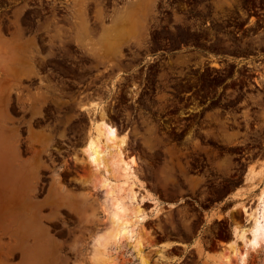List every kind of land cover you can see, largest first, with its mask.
<instances>
[{
	"label": "rangeland",
	"instance_id": "1",
	"mask_svg": "<svg viewBox=\"0 0 264 264\" xmlns=\"http://www.w3.org/2000/svg\"><path fill=\"white\" fill-rule=\"evenodd\" d=\"M145 7L140 0H0V100L10 96L0 112V198L12 162L33 201L16 196L14 234L6 233L0 201V264H141L128 240L104 248L95 241L108 214L83 153L91 118L113 124L126 136L127 156L138 160L141 192L150 195L142 205L151 264H209L224 254L213 246L226 247L230 226L210 225L198 207L207 212L232 177L239 184L247 168L264 166V0ZM127 18L129 34L121 31ZM88 26L110 30L102 43L124 47L121 65L96 63L100 43ZM18 28L26 43L13 38ZM68 194L76 196L72 209ZM30 211L43 217L17 232ZM194 235L204 250H159L164 237ZM248 252V264H264V245Z\"/></svg>",
	"mask_w": 264,
	"mask_h": 264
},
{
	"label": "bare ground",
	"instance_id": "2",
	"mask_svg": "<svg viewBox=\"0 0 264 264\" xmlns=\"http://www.w3.org/2000/svg\"><path fill=\"white\" fill-rule=\"evenodd\" d=\"M2 97H6V100L5 102L3 101L5 98L0 100V112H7L9 92L8 95L5 94ZM85 111L87 110L85 109ZM97 115L98 108L94 107L92 116ZM103 117L106 116L104 115ZM91 119V134L83 153L86 157V163L91 167L90 186L94 193H101L104 196V208L108 214L107 226L97 233L95 241L99 243L100 247L104 248L111 240H128L139 253L141 264H151V257L145 245L146 233L144 232L143 224L146 220V212L142 205L143 199L150 197V195L145 196L142 194L143 191L141 192L140 183L142 181L136 174L138 160L134 156H127L126 136L124 134L121 135L113 124L103 118ZM11 153L13 152L11 151ZM10 163L12 172L5 177L7 191H5V196L0 198V201L3 200L6 203L5 212L8 216L7 219H10L6 233L14 234L16 230L12 228L11 223L18 221V218H20L16 205V198L18 197L16 196L21 193L22 197L25 200L27 199L29 203L33 204V201L30 198V194L25 191L26 189H23L28 178L23 175H14V164ZM245 183L250 190L258 191L257 198H255V207H243L247 225L234 229V239L229 244L231 255H224L227 254L225 252L224 254L217 253V255L210 257L209 264H248L247 254L250 253L248 251L250 249L252 251L259 250L264 245V166L258 170L249 169L245 175ZM3 190L4 178L1 174L0 193ZM67 197L69 207L72 209L74 207L73 200L76 196L68 194ZM27 208H33V205H29ZM29 213V216L20 221V230L17 229V232L23 231L24 229L21 227H25L30 223L34 225L35 222L40 221L38 219L43 217L38 211H32V213L30 211ZM95 252L96 254H103L101 249H96Z\"/></svg>",
	"mask_w": 264,
	"mask_h": 264
},
{
	"label": "crops",
	"instance_id": "3",
	"mask_svg": "<svg viewBox=\"0 0 264 264\" xmlns=\"http://www.w3.org/2000/svg\"><path fill=\"white\" fill-rule=\"evenodd\" d=\"M140 1L143 2L145 6L147 7V3H149L151 0H140ZM146 7H145V11L147 12L148 9ZM124 13H126V11H124L123 14ZM121 16H122L121 12H119L118 19ZM144 16H147V15L144 14ZM130 19L127 18V21L126 19L124 20L125 23L123 25V29L121 30L123 33L129 34L130 32L134 30L133 28L134 25L130 21ZM109 31L107 32V35L105 34V32L104 34H100V32L95 26L86 27L85 32L89 34V37L92 40H95L96 42L100 43V46H98V48H95L93 50L92 56L97 59L96 63L98 64H103V65L104 64H119L121 65L120 57H121V51L124 49V47H121L119 45L118 46L111 45L109 47H106L104 43H102V42H105L106 40L112 39L108 35ZM141 31L143 30L142 29L138 30V32H141ZM82 32H84V30H82ZM260 168L256 169V167L255 168L252 167V169H256V170ZM248 170L249 168L246 169L242 177L243 179L239 184L234 183L237 177L231 178L232 182H228V184L230 183V186H228V191L225 194V196L218 200L216 199L212 204H210L207 212L204 211L202 208L198 207L200 212L207 215V219L210 225L216 224L218 222H225L227 225L230 226V229L228 230L230 235L227 239L226 247L223 248L221 245V241H218V240H216V243L213 246L214 249H218L220 250V252H225L227 254H230L229 244L234 239V235H233L234 229L236 227H243L244 225H247L245 214L243 212V207L245 206L247 208L251 206L253 207L256 202V200L255 202L253 200L257 197L258 191L250 190V188L245 183V175ZM192 182L193 183L196 182L198 184L199 181L193 178ZM250 196L252 197L250 198ZM169 205L174 206L172 203H169ZM161 243L162 244L159 246V250L166 254H171L174 250L184 251L185 248L191 249L197 252V251L204 250L206 246L204 238L200 235H194L190 237L189 239H185L183 237L168 236V237H164Z\"/></svg>",
	"mask_w": 264,
	"mask_h": 264
},
{
	"label": "flooded vegetation",
	"instance_id": "4",
	"mask_svg": "<svg viewBox=\"0 0 264 264\" xmlns=\"http://www.w3.org/2000/svg\"><path fill=\"white\" fill-rule=\"evenodd\" d=\"M251 12L253 13V11H251ZM259 13H263V11H261V12H259ZM262 17H263V15L261 16V18H262ZM259 23H260V24L263 23V20H260ZM14 35H15V36H13V38H14V37H16V38H20L22 43H26V40L24 39V36H23V35H24V34H23V31H22L21 29L18 28V29L15 31ZM13 38H12V39H13ZM12 42H13V41H12ZM11 46H12V45H11ZM32 65H33V64H32ZM33 66H34V65H33ZM23 69H24V71L26 70L25 72H23V74H31V72H30L31 68H30V67H28V68H27V67H24ZM32 73H34V72H32Z\"/></svg>",
	"mask_w": 264,
	"mask_h": 264
}]
</instances>
